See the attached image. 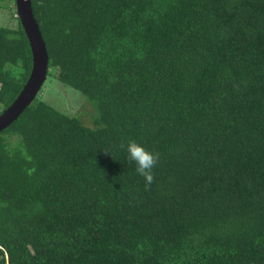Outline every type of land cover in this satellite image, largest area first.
<instances>
[{"label":"trees","instance_id":"trees-1","mask_svg":"<svg viewBox=\"0 0 264 264\" xmlns=\"http://www.w3.org/2000/svg\"><path fill=\"white\" fill-rule=\"evenodd\" d=\"M31 1L92 125L39 92L0 132V264H264V0ZM10 4L0 114L33 67Z\"/></svg>","mask_w":264,"mask_h":264},{"label":"water","instance_id":"water-1","mask_svg":"<svg viewBox=\"0 0 264 264\" xmlns=\"http://www.w3.org/2000/svg\"><path fill=\"white\" fill-rule=\"evenodd\" d=\"M18 18L28 36L33 55V67L16 100L0 114V132L17 120L40 92L47 80L49 55L46 43L34 17L31 0H16Z\"/></svg>","mask_w":264,"mask_h":264},{"label":"rangeland","instance_id":"rangeland-1","mask_svg":"<svg viewBox=\"0 0 264 264\" xmlns=\"http://www.w3.org/2000/svg\"><path fill=\"white\" fill-rule=\"evenodd\" d=\"M10 6L11 9L7 7L0 11V25L10 23L13 4H10ZM43 94L44 98H46L49 102H52L54 105L58 106L60 109L64 107L68 112L73 113L77 117H80L86 125H92L90 114L88 113L90 108L86 103L80 101L79 98L74 99V97L70 101L71 104H63L65 102H69L70 96L66 92L65 86L58 80H55L53 77L48 76L38 97L43 96Z\"/></svg>","mask_w":264,"mask_h":264},{"label":"clouds","instance_id":"clouds-1","mask_svg":"<svg viewBox=\"0 0 264 264\" xmlns=\"http://www.w3.org/2000/svg\"><path fill=\"white\" fill-rule=\"evenodd\" d=\"M16 2V0H15ZM17 11V7H16ZM18 15V14H17ZM121 149L125 148L124 144L120 145ZM126 150L130 161L136 164V172L145 179L146 185L150 186L154 182L153 169L159 161V154L146 150L143 146L135 141H130Z\"/></svg>","mask_w":264,"mask_h":264}]
</instances>
